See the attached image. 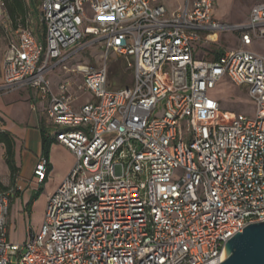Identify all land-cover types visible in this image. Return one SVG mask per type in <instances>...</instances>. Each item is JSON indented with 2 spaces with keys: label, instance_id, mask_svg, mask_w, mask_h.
Wrapping results in <instances>:
<instances>
[{
  "label": "built area",
  "instance_id": "obj_1",
  "mask_svg": "<svg viewBox=\"0 0 264 264\" xmlns=\"http://www.w3.org/2000/svg\"><path fill=\"white\" fill-rule=\"evenodd\" d=\"M161 1L42 0L43 40L15 32L0 91L34 90L76 161L48 197L39 234L23 243L9 230L24 188H0V264H222L228 241L264 222V56L249 49L264 40V3L229 26L214 19L212 0L171 13ZM0 25H11L3 4ZM228 30L240 35L237 50L196 55ZM86 40L105 49V62L74 72L96 100L75 110L69 84L55 90L48 76L69 72ZM110 53L130 60L131 88H110ZM225 78L246 89L253 118L210 97ZM48 166L41 157L38 185Z\"/></svg>",
  "mask_w": 264,
  "mask_h": 264
},
{
  "label": "rangeland",
  "instance_id": "obj_2",
  "mask_svg": "<svg viewBox=\"0 0 264 264\" xmlns=\"http://www.w3.org/2000/svg\"><path fill=\"white\" fill-rule=\"evenodd\" d=\"M42 0H36L37 5L32 7L31 10L34 11L31 16L33 17V23L27 24V28L35 33L44 32L45 27L42 23V17L40 12V4ZM217 5V16L223 17L221 22L229 26H244V22L248 17V13L252 6L255 4L264 2V0H215ZM29 2V0H28ZM161 3L168 8L170 11L177 10L185 4V0L181 2H176L173 0H163ZM84 10L89 18H93L94 14L90 9L88 4H85ZM35 16L37 19H35ZM37 22V23H36ZM11 31H6L4 27L0 26V67L3 61L4 54L8 45V41L13 32L16 31L14 27H11ZM18 29V28H17ZM84 30V27H82ZM239 38L238 34L233 31H220L218 32V39L213 41L211 50L217 51L220 47L229 50H237L239 48ZM254 50L259 54L264 56V40H260L254 43ZM212 51V52H213ZM106 54L105 49L99 43H91L86 40L77 49L76 54L67 63L69 72L65 73L61 68L56 71L58 74H67L73 77L72 80L75 81L76 85L79 86L82 81L80 80V75H75V71L79 66L89 67V68H99L104 65V56ZM130 60L118 58L113 53L109 54L108 57V71L109 79L111 83V89H123L131 88L133 85L134 72L132 68L128 66ZM52 78L54 74H51ZM85 100L87 103L95 102V98L91 93H85ZM83 96V95H82ZM210 97L219 101L222 110L233 112L236 114H244L251 118L254 117L256 108L254 103L248 97L245 88L237 87L230 83L226 78L218 84V87L210 92ZM2 149H0V180L6 181L8 179L7 169L8 168L3 161ZM53 183H45L42 185L33 184L29 187V193L25 201L32 200L31 209L27 214L21 219L18 217V207L19 203L13 202V208L15 213V219L17 224L11 230L10 241L15 243L25 242L30 233L39 234L45 217V210L47 206V194L53 188ZM12 203V204H13Z\"/></svg>",
  "mask_w": 264,
  "mask_h": 264
},
{
  "label": "crops",
  "instance_id": "obj_3",
  "mask_svg": "<svg viewBox=\"0 0 264 264\" xmlns=\"http://www.w3.org/2000/svg\"><path fill=\"white\" fill-rule=\"evenodd\" d=\"M173 1L181 2V4L183 2V0H173ZM194 1L195 0H191V2H194ZM212 1H213V17L217 22L222 23L221 19H223V17L217 16L216 1L215 0H212ZM26 3H27L28 8L30 7V10L26 18L25 26L19 20L18 28L20 27L27 28V24H29L30 22L33 23L34 21L33 17L31 16L32 13L34 14V11L31 10V8L34 6H30V0L29 2L28 0H26ZM261 3H264V2H261ZM0 4H3L5 8V5L2 0H0ZM41 4H42V1H41ZM184 6L185 4L182 5L181 8H184ZM168 11L171 13L176 10L174 11L168 10ZM250 11L248 13V17L246 21L244 22L245 24L249 20ZM6 14H7L9 21L11 22V25L8 26L7 28H5L3 25H0V26L4 27L6 31H11L12 30L11 27H14V25H13V22L7 10H6ZM35 19H37L36 16H35ZM42 23H43V20H42ZM43 26H44V23H43ZM235 26H237V24H235ZM15 32H13L14 35H11V38L8 41V45L11 42V40L15 38ZM33 33L38 39L43 40L45 29H44V32L35 33L33 31ZM238 38H239L238 41H239V47H240V35L239 34H238ZM8 45H7V48H8ZM212 45L213 43L209 46L208 45L199 46L196 51V55L201 58L214 60L218 58V55H217L218 53L220 52L224 53L225 51L229 50V49L225 50L224 48L220 47L217 51H213L211 50ZM253 47H254V44L249 49L257 52L256 50L253 49ZM2 64H3V61H2ZM2 64L0 67V87L3 84ZM51 74H54L53 78ZM48 77L51 80L53 88L55 90H58L59 85L62 83L69 84L68 93L76 98L73 103V108L75 110L80 109L83 105L87 103L85 100H83L86 94L79 90V87L82 83L79 86H77L75 81L72 80L73 77L67 74H58L56 73V71L50 73ZM80 80L82 81V77L80 78ZM0 119H1L0 120V131L10 132L15 137V141H16L15 161H16V166L19 169V173L16 176L15 181L12 182L10 179L9 170L8 168H6L8 179L6 181L0 180V183L4 186L5 189L11 186H14L16 184L22 185L24 188L23 193L20 194L19 197L13 199L11 202L10 230H9V239H10L11 230L14 227V225L17 224L15 223L17 222V220L15 219L13 202L16 201L17 203H19L17 215L20 219L24 217L27 214V212H29L27 209L28 208L27 206L32 202V200L30 201L28 199L25 201V198H28L27 193H29V187H31L34 183L37 184V180L34 176V170L40 158L43 157L42 132H45L49 136H54V134L45 116V104L38 99L37 94L34 90L23 89V90L14 91L11 93H4L0 91ZM0 149H2V155L4 159L5 149H4V146L1 144H0ZM75 161L76 160H75L73 153L70 152L68 149H66L64 146H62L60 143L56 141L52 145L50 154L48 157V164H49L48 176H47V179L43 183V184H45L46 182L48 184L53 183V187H52L53 189L49 191V193L47 194V199L53 192H55V190L60 186L63 180L70 173V171L72 170L75 164Z\"/></svg>",
  "mask_w": 264,
  "mask_h": 264
},
{
  "label": "trees",
  "instance_id": "obj_4",
  "mask_svg": "<svg viewBox=\"0 0 264 264\" xmlns=\"http://www.w3.org/2000/svg\"><path fill=\"white\" fill-rule=\"evenodd\" d=\"M5 8L13 22L14 28L17 29L19 25V20L25 26L26 18L30 7L28 8L26 0H2ZM36 0H30V6H36ZM218 57L222 55V52L217 54ZM218 87V86H217ZM1 120V119H0ZM56 136H49L45 132H42V151L43 157L48 160L50 150L52 145L56 142ZM0 144L4 146V161L8 167L10 173V179L12 182L15 181L16 176L19 173V169L16 166L15 161V148L16 141L15 137L7 131H0ZM0 188H4V186L0 183ZM31 203L27 206L28 211L31 209Z\"/></svg>",
  "mask_w": 264,
  "mask_h": 264
},
{
  "label": "water",
  "instance_id": "obj_5",
  "mask_svg": "<svg viewBox=\"0 0 264 264\" xmlns=\"http://www.w3.org/2000/svg\"><path fill=\"white\" fill-rule=\"evenodd\" d=\"M228 258L222 264H264V222L238 233L226 245Z\"/></svg>",
  "mask_w": 264,
  "mask_h": 264
},
{
  "label": "bare ground",
  "instance_id": "obj_6",
  "mask_svg": "<svg viewBox=\"0 0 264 264\" xmlns=\"http://www.w3.org/2000/svg\"><path fill=\"white\" fill-rule=\"evenodd\" d=\"M228 256H229V254H228V252H226L224 255V259L226 260L228 258Z\"/></svg>",
  "mask_w": 264,
  "mask_h": 264
}]
</instances>
